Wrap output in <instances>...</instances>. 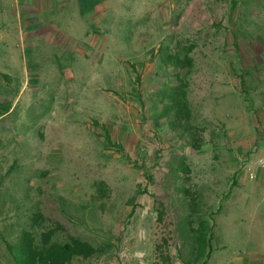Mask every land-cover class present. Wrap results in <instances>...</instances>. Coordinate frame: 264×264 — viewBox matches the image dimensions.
<instances>
[{"label":"rangeland","instance_id":"obj_1","mask_svg":"<svg viewBox=\"0 0 264 264\" xmlns=\"http://www.w3.org/2000/svg\"><path fill=\"white\" fill-rule=\"evenodd\" d=\"M4 42L0 264L57 226L109 246L69 264L263 263L264 0H0Z\"/></svg>","mask_w":264,"mask_h":264},{"label":"trees","instance_id":"obj_2","mask_svg":"<svg viewBox=\"0 0 264 264\" xmlns=\"http://www.w3.org/2000/svg\"><path fill=\"white\" fill-rule=\"evenodd\" d=\"M189 49L190 48H187L186 52ZM174 58L178 61V63H181L183 67L189 65L191 62L187 53L184 54L183 61L177 57ZM182 85L183 84L178 86V91L182 96L181 99L178 100L179 103H177V105L180 104L182 109L186 111L188 109V105L184 86L183 89L180 88ZM6 112L7 111L4 113ZM106 139L108 140L109 137L106 136ZM41 219L42 215L40 213H36L34 215V221L38 222ZM57 227L42 232L40 234L39 243L35 242L34 236L29 231H23L20 242L15 247L17 249L16 252L13 250V246L6 243L8 249L13 254L16 264H69L74 257L80 256L88 258L93 255L102 254L109 248L107 244L94 246L90 242L70 234L67 235V239L63 242L51 241L53 234L57 229H59ZM194 240L198 246L196 258L199 259L202 254H204L206 243L208 242L206 234L200 233Z\"/></svg>","mask_w":264,"mask_h":264},{"label":"crops","instance_id":"obj_3","mask_svg":"<svg viewBox=\"0 0 264 264\" xmlns=\"http://www.w3.org/2000/svg\"><path fill=\"white\" fill-rule=\"evenodd\" d=\"M86 7H88V5H86ZM102 7V4H96V5H94L93 7H91V6H89V8L87 9V11H85V12H87V13H90V14H92V15H94V14H96V12H98L99 10H100V8ZM79 10V12H80V14H82V12H83V10H82V8H79L78 9ZM7 12L8 13H16L17 12V10H11L10 8H8V10H7ZM60 12V11H59ZM91 15V16H92ZM90 15H89V17H91ZM84 18V17H83ZM85 18H86V16H85ZM92 18V17H91ZM73 21H69V23H68V30H70V29H72V27L71 26H74V24L76 23V20L75 19H72ZM75 21V22H74ZM22 24H21V21H20V16L19 17H17L16 18V23H14L13 25H12V20H11V25H10V27H12V28H16V27H19V30L20 29H22ZM10 28H8V29H4V33H5V40H7V35H9V32H8V30H9ZM57 38V39H56ZM54 37V38H52V37H50V36H43V37H36V38H31L30 39V42H31V45H37L38 43H39V41H42V42H44L45 44H47V45H50V46H54L55 47V44H57L58 43V41H59V38L60 37ZM70 40H71V42L73 41V40H75L74 39V37H68ZM20 40L21 41H23V43H24V40L23 39H21L20 38ZM26 40V39H25ZM76 43V42H75ZM11 43H9V42H4L3 43V45H4V47L3 48H0V54H3V55H6V54H9V53H11L13 50H12V48H13V45L11 46L10 45ZM71 51V50H70ZM0 73H1V77H7V72H5V70H3V69H0ZM212 211H214L215 212V210H212ZM227 211V209H224V212H223V214H215V217L216 218H213V217H211L210 218V216H209V214L210 213H207V215L209 216V218L210 219H213L215 222H217V224H215V226H214V224H213V229L215 228V229H220L221 230V233H223V235L225 234L224 232L225 231H227V230H229L230 228H231V224H230V221L229 220H227V217L229 216V213L228 212H226ZM189 214V212H187V215ZM206 215V214H205ZM204 215V213L203 214H201V215H199V216H197V218H196V220H197V225L196 226H194V229H192V232L193 231H198V230H201V233H204V229H205V225H204V223H205V221L207 220L205 217H207V215L205 216ZM218 222H221L220 223V225L218 226ZM212 227V226H211ZM206 234V233H205ZM199 235V234H198ZM207 235V234H206ZM220 235V234H219ZM220 237H222L221 235H220ZM209 247V249L211 248V246H210V244L207 242L206 243V248H205V250H204V254H207L209 251H208V247ZM220 247L223 249V250H225V247H226V244H225V242H223L221 245H220ZM193 251H194V253H195V255L193 256V260H195L196 262H197V258H196V254H197V252H198V246H197V244L195 243L194 244V248H193ZM203 256V255H202ZM201 256V257H202ZM200 257V258H201ZM210 259V256L207 258V260H206V262L204 263V264H206L207 262H208V260ZM203 262H204V259H203ZM262 264H264V256L262 257ZM258 264H261L260 262H258Z\"/></svg>","mask_w":264,"mask_h":264}]
</instances>
